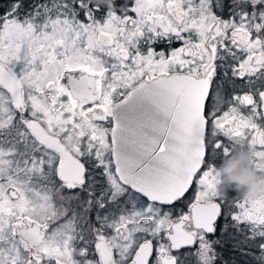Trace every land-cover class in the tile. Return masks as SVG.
Wrapping results in <instances>:
<instances>
[{"label": "snow or ice", "instance_id": "snow-or-ice-1", "mask_svg": "<svg viewBox=\"0 0 264 264\" xmlns=\"http://www.w3.org/2000/svg\"><path fill=\"white\" fill-rule=\"evenodd\" d=\"M237 151L264 175V0H0V264H264Z\"/></svg>", "mask_w": 264, "mask_h": 264}, {"label": "clouds", "instance_id": "clouds-1", "mask_svg": "<svg viewBox=\"0 0 264 264\" xmlns=\"http://www.w3.org/2000/svg\"><path fill=\"white\" fill-rule=\"evenodd\" d=\"M111 4V0H97ZM251 156L246 151H237L217 169L223 185L242 192L248 198H264V175L249 167Z\"/></svg>", "mask_w": 264, "mask_h": 264}, {"label": "flooded vegetation", "instance_id": "flooded-vegetation-1", "mask_svg": "<svg viewBox=\"0 0 264 264\" xmlns=\"http://www.w3.org/2000/svg\"><path fill=\"white\" fill-rule=\"evenodd\" d=\"M177 47L179 46V44L176 45ZM165 49L167 50V46L165 45Z\"/></svg>", "mask_w": 264, "mask_h": 264}]
</instances>
